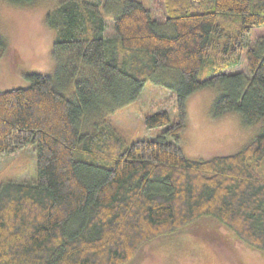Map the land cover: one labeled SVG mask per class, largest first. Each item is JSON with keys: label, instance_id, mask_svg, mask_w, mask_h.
<instances>
[{"label": "trees", "instance_id": "trees-1", "mask_svg": "<svg viewBox=\"0 0 264 264\" xmlns=\"http://www.w3.org/2000/svg\"><path fill=\"white\" fill-rule=\"evenodd\" d=\"M7 1H54L45 23L56 68L0 90V157L30 144L38 157L36 180L0 184V264H130L145 243L206 217L264 252V129L235 153L190 158L161 137L128 143L106 120L166 68L181 78L148 127L178 141L187 98L213 86L223 87L213 115L264 120V50L249 46L264 0H163L171 35L139 0ZM245 47L250 76L227 71ZM7 48L0 34V60Z\"/></svg>", "mask_w": 264, "mask_h": 264}, {"label": "rangeland", "instance_id": "rangeland-1", "mask_svg": "<svg viewBox=\"0 0 264 264\" xmlns=\"http://www.w3.org/2000/svg\"><path fill=\"white\" fill-rule=\"evenodd\" d=\"M152 10L163 33L174 34L167 22V10L163 0H139ZM52 2L16 4L0 0V34L5 36L7 51L0 60V90H9L30 85L28 74H51L55 71L53 56L54 34L45 23V17ZM101 10L108 21L107 33L113 35V15L111 8ZM264 25V24H263ZM163 27V28H162ZM251 47L264 50V26L251 30ZM247 51L241 53V62L227 71L250 72L247 67ZM210 76V68L200 71L199 79ZM181 73L166 68L158 71L154 78L145 82V87L137 99L118 108L106 117L112 127L128 143L136 139H158L176 141L190 158H210L214 155L235 153L250 142L264 129V120L253 125H244L236 112L215 116L213 103L223 87L202 88L189 95L186 100L187 121L177 141L165 132V126L150 128L145 124V115L153 105L166 102L178 85ZM174 120L176 112L169 108ZM37 147L28 145L25 149L6 153L0 157V184L7 181H33L38 174ZM130 264H264V252L249 246L233 236L225 225L206 217L199 219L190 228L172 235H162L145 243L139 255Z\"/></svg>", "mask_w": 264, "mask_h": 264}]
</instances>
